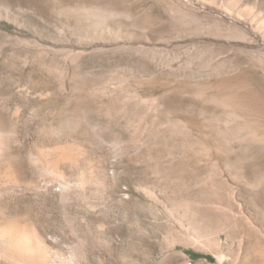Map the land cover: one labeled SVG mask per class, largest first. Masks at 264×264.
<instances>
[{"label": "rangeland", "instance_id": "obj_1", "mask_svg": "<svg viewBox=\"0 0 264 264\" xmlns=\"http://www.w3.org/2000/svg\"><path fill=\"white\" fill-rule=\"evenodd\" d=\"M0 264H264V0H0Z\"/></svg>", "mask_w": 264, "mask_h": 264}, {"label": "trees", "instance_id": "obj_2", "mask_svg": "<svg viewBox=\"0 0 264 264\" xmlns=\"http://www.w3.org/2000/svg\"><path fill=\"white\" fill-rule=\"evenodd\" d=\"M192 256H194V255H192Z\"/></svg>", "mask_w": 264, "mask_h": 264}]
</instances>
